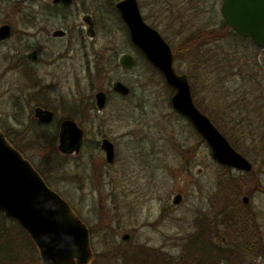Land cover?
<instances>
[{
	"label": "rangeland",
	"instance_id": "obj_1",
	"mask_svg": "<svg viewBox=\"0 0 264 264\" xmlns=\"http://www.w3.org/2000/svg\"><path fill=\"white\" fill-rule=\"evenodd\" d=\"M52 1L0 0V26L7 23L14 29L11 39L0 42V128L7 140L12 137L14 147L19 143L25 155L42 166L52 182L49 187L90 228L93 257L89 264H127L126 254L140 245L153 248L161 256V264H197L194 258L188 260L187 242L201 236L198 234L201 228L206 231L207 221L213 226L208 237L222 240L225 245L234 244L235 248L225 247L227 258L222 261L227 263L223 264H236L229 254L240 249L235 242L250 240V234L243 231L239 221L240 227H230L234 223L225 220L230 212L225 202L231 197L230 209L247 214L251 208L264 222V50L248 39H237L231 33L233 30L229 32L230 26L228 29L223 26V0H139L146 21L165 39L168 37L166 40L175 54V68L187 76L197 106L205 115L217 119L215 125L237 143L238 152L250 154L245 157L254 166L252 172L231 168V173L223 172L207 143L174 111L171 97L175 91L131 47L127 32H123L113 10L99 16L109 21L114 30L110 42L102 34L91 42L85 34L86 27L79 30L88 10L98 14L96 8L82 3L72 10L75 23L65 41L56 44L49 41L55 30L65 28V22L54 18L41 24L45 31L29 28L24 36L20 18L25 13L40 11ZM69 40L74 51L65 53V59H71L61 68L57 65L56 72L55 66L49 64L50 55L56 58L61 48L68 49ZM23 42L39 46L46 56L40 64L44 71L37 87L28 88L24 73L11 64L14 60L10 62L11 57L26 56L23 46L27 44ZM102 53L106 54L109 66L104 76L91 86L86 78L87 67ZM125 53L136 57L133 69L121 67L119 60ZM119 80L132 88V95L123 98L110 93L106 109L99 112L95 108L96 117L82 126L90 138H97L92 135L93 130L104 131L118 150L114 165H108L105 173L100 167L104 178L97 180L93 189L84 175L76 179V163L80 162L81 172L86 174L89 162H101L100 150L90 148L78 159L61 153L58 147L61 122L74 103L81 104L82 99L95 101L97 92L111 90ZM226 90L231 95L227 99ZM30 93L44 99L57 112L52 124L38 127L31 119L34 103H30ZM27 125L29 131L25 130ZM46 139L50 144L41 143ZM93 153L97 156L92 157ZM226 178L237 185L228 193L220 192ZM179 196L182 204L178 206L173 201ZM244 196L251 198L249 204L243 202ZM3 217L0 213V264H19L21 259V264H37L32 255L35 250L29 249L20 229L13 220ZM214 229L221 230L222 238L215 237ZM127 234L131 239L126 242L123 237ZM114 246L123 251L124 259L116 257ZM108 251L113 256L106 261L104 254ZM241 261L264 264L260 258L247 260V254ZM40 262L43 264L42 259Z\"/></svg>",
	"mask_w": 264,
	"mask_h": 264
},
{
	"label": "water",
	"instance_id": "obj_2",
	"mask_svg": "<svg viewBox=\"0 0 264 264\" xmlns=\"http://www.w3.org/2000/svg\"><path fill=\"white\" fill-rule=\"evenodd\" d=\"M72 0H55L70 5ZM116 10L127 25L133 44L147 61L165 78L174 91L172 106L177 113L187 117L209 145L214 160L225 167L242 172H251L253 164L238 152L228 139L218 130L211 119L202 113L194 103V97L186 75H179L175 68V58L170 44L159 31L147 24L141 14L137 0H122ZM221 12L225 22L241 37L264 49V0H223ZM92 26L91 17H85ZM89 33H92L90 28ZM10 26L0 28V41L10 37ZM57 34H63L58 32ZM121 65L125 69L135 66L131 54L122 56ZM114 90L124 96L130 88L121 81ZM107 95L97 94L99 109H104ZM53 112L37 110L42 122H51ZM84 132L73 120L62 124L60 150L63 153L79 150ZM104 149L108 160H114V146L105 140ZM177 197L175 203H179ZM249 201L244 197V203ZM0 212L15 220L30 235L40 251L43 264H89L93 257L91 233L83 221L77 217L70 204L52 190L31 162L16 150L0 131ZM129 240L130 235H125Z\"/></svg>",
	"mask_w": 264,
	"mask_h": 264
},
{
	"label": "flooded vegetation",
	"instance_id": "obj_3",
	"mask_svg": "<svg viewBox=\"0 0 264 264\" xmlns=\"http://www.w3.org/2000/svg\"><path fill=\"white\" fill-rule=\"evenodd\" d=\"M27 1L36 2L38 0H27ZM120 1H122V0H118L116 2L113 1V0H72L70 5H66L64 2L56 3L55 0H53L52 4H47L46 6L44 5V7L40 11L33 12V13H25L24 17L20 18L22 20V22L24 23L25 31L23 32V35L26 36L28 34L27 30L29 28H37L40 31H45V30H42V26H44L46 23H48V21L50 19L54 18V19H61L62 22H65V23H63L65 28H61L60 27V29L55 30L53 35H52V37H50L49 41H54L53 42L54 44L57 43L56 41H60V42H62L61 40L65 41L70 36V31H72L71 30L72 29V24L75 23V18H72V13H73L72 10H73L74 7L79 6L80 3H82L84 5H87V6L89 5L91 7L93 6L94 8H96V10L98 11V14L90 12L88 10L86 12V14L82 17V24L79 23L80 25H82V27H79V30H84V27H86L85 34L87 35V38L91 42H94L100 34L105 36L106 41L110 42V37L113 34L114 30H112L111 25H110L111 23L109 21L104 20L102 18H99V16L100 15H104V13L107 12V11L113 10L112 12L115 13V15L117 17V20L120 21L119 23L121 25H123V32H127V36L129 38V42L131 44V47L139 54L141 59L144 58V60H146L147 64L151 65L147 61L145 56L141 53V51L133 44V42L131 40V37H130V34H129V31H128V28H127V25L125 24V22L121 18L119 12L116 10V5ZM137 1H138L139 7H140V11H141V14H142L145 22L147 24H149L150 26H152L157 31H159L154 25H151L149 22L146 21V18L144 17V15L142 13V10H141L140 1L139 0H137ZM170 5H171V3H169V6ZM62 10L65 11L64 14L61 12ZM87 16L91 17L92 26L86 23L85 17H87ZM41 24H44V25H41ZM5 25L10 26L11 34H10V37L8 39H11V37L13 36V30L14 29H13L11 24H7V23L1 25L0 28L2 26H5ZM40 25H41V27H38ZM90 28H92V33H89ZM75 30H77V29L75 28ZM58 32H63V34H57ZM161 35H162V33H161ZM8 39H6V40H8ZM6 40L0 41V42L2 43L4 41H6ZM80 40H81V38H80ZM23 43L27 44V45L23 44L24 45L23 48H25L27 50L26 56H19V57H15L14 56V57H11L10 58V62L12 60H14L15 63H11V64L17 65L18 68L22 71V74L24 73V76L26 78L25 85L28 88L37 87L42 82L43 71H44L41 68L40 64L43 61V59L46 58V56H45V54L43 53L42 49L39 46H35L34 44H32L30 42H23ZM73 47H74L73 44L69 40L68 49L66 47L65 48H61L59 50L60 53L55 54L56 58H55L54 55H50V58L52 59V61L49 64L55 66L56 72H57V65H59V68H61L62 66H65L66 63H68V60L71 59V58L70 59H65V53H70V52L74 51ZM108 50H110V49H108ZM85 51L88 52V49H86ZM28 52H30V53L28 54ZM125 54H131V53H125ZM125 54H123L122 56H124ZM104 55H106V54L102 53V55H98L95 63H91V65H89V67H87L88 75H87L86 78H88L87 82L91 86L94 85L101 77L104 76L103 72L105 70H107V67L109 66V61H108L107 58L104 57ZM131 55L135 58L136 63H137L136 57L133 54H131ZM57 56H60L59 59H57ZM121 58H120V60H121ZM25 60H27V62H26V64L23 65ZM120 60H119V63L121 65ZM136 63H135V66H136ZM121 67L123 69H125L122 65H121ZM133 68H131V69H133ZM46 70H50V67H47ZM126 70H130V69H126ZM54 76L55 75L52 74V77H54ZM162 77H163V75H162ZM78 79H79V77L74 79L75 83H76V81ZM164 80H165V78H164ZM116 82H118V81H115V83ZM115 83L112 85V89L111 90H107V91L100 90L99 92H97L96 95H95V101H93V102L91 101V103L86 101L85 99L81 100V102H80L81 104H75L74 103L73 106H72L73 108L71 109V111H67L66 113H64V118H63V121L61 122L59 137H60V133H61V129H62V124L65 121H67V120H74L84 132L83 139L81 141L79 150L76 149L74 152L63 153V154L76 156V158L78 159L80 156L86 155V151H91L90 148L96 147L97 149L100 150V153L102 155L101 162L100 163L98 162L96 164L93 163V162H89L88 163L89 166H87V168H86L87 169L86 174L81 172L83 169L80 166V162L77 161V163H76V169H75L76 179H78L79 177L84 175L83 178L87 181V183L92 185L93 189L95 187V184L97 183V180L104 178L103 171H102V169H100V167L103 166L104 173H105L106 168L109 167L108 165H110V166L114 165L115 162H116L117 155H118V150L116 149V145H113L114 146V160L112 162H110L108 160V154H107L106 150L104 149V141L105 140H108V141L111 140L110 142L112 143L114 140H112V139L109 140L108 137H106L107 135L105 134V132L102 131V130H97V131L93 130L92 131L93 132L92 135L97 137V138H90V136H89L90 134H88L84 130V128L82 126H85V124H87V122H90L91 117H96V115L93 114L94 113L93 110L95 108H97V110L99 112H102V111H104L106 109V107H107V105L109 103V98L108 97H109L110 93H112L111 95H114V97L119 95V96H122L123 98H128V97H130L132 95V93H133L132 88L129 85H127L126 83H124V82L123 83L126 84L130 88V90H131L130 94L127 95V96H124L121 93L116 92L114 90ZM100 92H104L107 95V103H106V106L104 107V109H99L98 104H97V94L100 93ZM172 97H171V104H172ZM27 102H28V100H27ZM73 102H76V101H73ZM30 103H34L33 112L30 113L31 114V119H33L36 122L38 127L47 126V125L52 124V122L56 118L57 112H55L54 109L51 108V105L49 103H47L44 99L40 100V98L36 97L34 93H30ZM86 103L91 104V106H89L90 108H87V106L85 105ZM80 105H81V107H80ZM38 109L52 111L53 114H54L52 121L48 122V123L42 122L37 117V110ZM177 114H178L179 117H181L182 119L187 121L188 124L191 126L192 130L195 133H197L202 138V140L204 142H206V140L199 134V132L197 131L195 126L191 123V121L187 117H185L184 115H182L180 113H177ZM25 130L29 131L28 125L26 126ZM218 130L224 135V133L219 128H218ZM0 131H2L1 128H0ZM228 141L231 143V141L229 139H228ZM12 142H13V139L10 136V143H12ZM112 144H114V143H112ZM58 147H59V150H60V145ZM91 155H92V157L97 156L94 153L91 154ZM24 156L27 158V160L32 162L34 167L40 172V174L43 176V178L46 180V182L49 185H51L52 182L50 181L49 176L45 175V173L43 172L42 166H40L38 164L36 165L35 164L36 162L34 160H31L30 158H28L25 154H24ZM106 162H107V164H106ZM253 169H254V166H253ZM253 169H252V171H253ZM84 179H83V181H84ZM51 187H52V185H51ZM230 195H232V194H230ZM244 197H248V196H244ZM244 197H243V202H244ZM250 199L251 198H249V201L246 204H249ZM173 202H174L175 205H178V206L182 204V201L177 203V204L175 203V200ZM227 203H229V202H225L224 206L228 210H230V212H228V213L236 211V210L230 209V208H232V203H231L229 208L226 205ZM222 204H224V202H222ZM250 209H249V212L247 214L246 213L242 214L240 211H238V212H240V215L242 217L243 216L247 217V221L249 223L245 224V223L242 222V229H243V231H246L247 234H250L248 236L250 240L241 241L240 243L239 242H235V246L240 244V248L241 249H237L236 248V249L232 250V252L229 254V256L235 261L236 264H242L241 260H242L243 257H245L246 254H247V260H249V259L252 260L253 258H254V260H256L257 258H260V259H262L264 261V222H260L259 219H261V218L259 217V214L256 213L253 210H250ZM262 219H264V217H262ZM236 223L237 224H231L230 227H240L238 221H236ZM219 226H224V225L221 224ZM244 226H246L247 228H243ZM199 227H201V226H199ZM207 227L210 228V225H206V228ZM211 227L213 228L212 225H211ZM226 227H229L228 223H226ZM214 230H216L215 237L222 238L220 233H219L221 230L220 229H214ZM212 231H213V229H212ZM208 238H211V239H209V242H212L213 244H215L214 253L216 255L218 254V255L223 256L224 253L226 254V257H224L223 260L225 258H227V251H226L225 247L226 248H232V247L235 248L233 242H231L228 245H225L224 241H222V240L216 241L215 239L212 238V236L208 237ZM130 239H131V235H130ZM127 241H130V240H127ZM204 243H205V240H204ZM246 243L248 244V247H241V245L243 246ZM144 246L145 247H149L147 245H144ZM238 252L241 253V255H242L241 257H238ZM221 262L225 263L227 261H222L221 260Z\"/></svg>",
	"mask_w": 264,
	"mask_h": 264
},
{
	"label": "trees",
	"instance_id": "obj_4",
	"mask_svg": "<svg viewBox=\"0 0 264 264\" xmlns=\"http://www.w3.org/2000/svg\"><path fill=\"white\" fill-rule=\"evenodd\" d=\"M61 12L63 14L65 13L64 10H62ZM223 26L228 29V25L225 22L223 23ZM231 31H232V29L229 32H231ZM231 33L237 39H241V40L243 39L244 41L247 40V39L239 37L233 31ZM204 38L205 37H202V40ZM166 39H168V37ZM249 41H251V40H249ZM258 49H260V48H258ZM228 96L230 97L231 95H229L228 91L226 90L225 99H227ZM228 105H231V107L233 106L232 103H229ZM209 117L211 118V120H212V122L214 124L217 123V119H214L211 116H209ZM41 143L46 145V144H50V141H49V139H46L45 142H41ZM231 143H232V145L235 148L238 149V146H237L236 142L231 141ZM15 147L17 149H19L21 152H23L24 154H26L25 150L21 147V145L19 143H17V144L15 143ZM40 147H42V146H40ZM40 147H38V148H40ZM48 147H49V145H47V148ZM242 153H244L243 154L244 156H250V154L248 152H246V151H244V152L242 151ZM222 170H223V172L226 171L228 173H231L230 168L222 166ZM222 184L224 185V187H220V192H224V193H226V192L228 193L230 191L229 189H232L235 185H237L236 182L232 181L230 178H226L225 180H223ZM229 196H230V194H229ZM228 200H229V203H227L226 205L229 208L230 205H231V202H232L231 197L228 198ZM3 218L5 219V217H3ZM225 220L228 221V222H233L234 224H237L236 221L248 224L247 217L246 216L242 217L240 215V212H238V211H233V212H231L229 214H226ZM197 222H198L197 226L198 227L201 226L200 222L199 221H197ZM12 223L15 224L20 229L21 233L24 235L23 239H25V241L28 242L29 249H32V251L35 250V252L32 253V255L34 256L33 259L36 261L37 264H41V262H40L41 261L40 253H38L39 251L37 252L38 249H37L36 244L33 242L31 237L20 227V225L17 222L13 221ZM206 225H210V228L207 227L206 231H204L201 228V231L198 232V234L200 233L202 237L200 235H198L191 242H189V241L187 242L186 251L188 253V260L190 261L191 258H194L195 260H197V262H196L197 264H220L221 260H223V258L226 257V254L224 253L223 256H221V255H218V254L216 255L214 253L215 244H213L212 242H209L210 238H208V235H207L208 232H209V234L212 232V229H213L211 227L212 222L211 221H207ZM204 240H205V243H204ZM245 246L246 245H243V246L241 245V247H245ZM132 248L134 249V251L129 253L130 255L125 253L126 257H127V264L128 263L129 264H161L159 262V261H161V256L157 255L158 253L153 248L145 247L144 245H140L139 247L138 246H136V247L133 246ZM115 251L116 252L114 254H116V257H120L121 256V258L124 259V253H123V251H121V249L117 250L116 247H115ZM20 253L23 255L22 252H20ZM192 254H194V255L192 256ZM238 255H239V257L242 256L240 252H238ZM104 256L107 259L106 261H109L110 260L109 256H113V254H110V251H108V252H105ZM21 263H22V259H21V262L19 264H21Z\"/></svg>",
	"mask_w": 264,
	"mask_h": 264
},
{
	"label": "bare ground",
	"instance_id": "obj_5",
	"mask_svg": "<svg viewBox=\"0 0 264 264\" xmlns=\"http://www.w3.org/2000/svg\"><path fill=\"white\" fill-rule=\"evenodd\" d=\"M223 3V2H222ZM222 6V5H221ZM239 36V35H238ZM239 37H241V36H239ZM241 38H243V37H241ZM244 39H248V38H244ZM248 40H251V39H248ZM167 41V40H166ZM251 42H252V40H251ZM253 43V42H252ZM255 45V44H254ZM256 47H258V46H256ZM258 48H260V47H258ZM260 49H262V48H260ZM263 50V49H262ZM173 55H174V58H175V54L173 53ZM152 66V65H151ZM153 67V66H152ZM157 70V69H156ZM160 73V72H159ZM178 73V72H177ZM161 74V73H160ZM179 74V73H178ZM179 75H181V74H179ZM169 86V85H168ZM170 87V86H169ZM194 103H195V100H194ZM195 105H196V103H195ZM197 106V105H196ZM198 107V106H197ZM198 109L203 113V111L198 107ZM205 114V113H204ZM207 115V114H206ZM208 116V115H207ZM209 117V116H208ZM210 118V117H209ZM211 119V118H210ZM74 121V120H73ZM212 121V120H211ZM214 124V123H213ZM59 139H60V137H59ZM9 141V140H8ZM10 142V141H9ZM233 146V145H232ZM43 147V146H42ZM42 147H40L39 149H42ZM234 147V146H233ZM235 148V147H234ZM61 152V151H60ZM63 153V152H62ZM242 154V153H241ZM27 160V159H26ZM29 161V160H28ZM30 162V161H29ZM225 167V166H224ZM227 168H229V167H227ZM232 169V168H231ZM63 175H64V177L66 176V172L64 171L63 172ZM47 185H48V183H47ZM49 186V185H48ZM53 190V189H52ZM56 192V191H55ZM59 194V193H58ZM12 220V219H11ZM13 221H15V220H13ZM15 222H17V221H15ZM18 223V222H17ZM88 227V226H87ZM89 228V227H88ZM89 230H90V228H89ZM25 231V230H24ZM26 232V231H25ZM27 233V232H26ZM90 233H91V230H90ZM28 234V233H27ZM29 235V234H28ZM128 235V234H127ZM30 236V235H29ZM32 239V238H31ZM125 241H127V240H125ZM34 242V241H33ZM116 247V246H115ZM117 248V247H116ZM40 253V252H39ZM40 258H41V256H40ZM225 263H227V262H225ZM220 264H223V263H220Z\"/></svg>",
	"mask_w": 264,
	"mask_h": 264
}]
</instances>
